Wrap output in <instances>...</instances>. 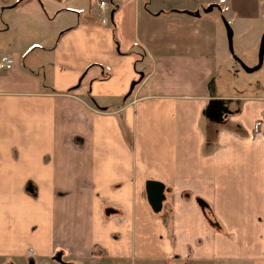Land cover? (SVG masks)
I'll list each match as a JSON object with an SVG mask.
<instances>
[{
  "label": "crops",
  "instance_id": "obj_1",
  "mask_svg": "<svg viewBox=\"0 0 264 264\" xmlns=\"http://www.w3.org/2000/svg\"><path fill=\"white\" fill-rule=\"evenodd\" d=\"M111 3L112 27L92 0H0V48H9L0 56L14 60L0 71L1 262L264 264V137L253 136L258 123L264 130V97L238 108L208 91L228 44L193 20L213 5L233 33L262 26L264 0ZM14 7L23 13L4 21ZM31 48L42 52L30 58ZM137 55L149 71L130 96L96 105L137 80ZM149 180L165 186L159 213Z\"/></svg>",
  "mask_w": 264,
  "mask_h": 264
},
{
  "label": "rangeland",
  "instance_id": "obj_2",
  "mask_svg": "<svg viewBox=\"0 0 264 264\" xmlns=\"http://www.w3.org/2000/svg\"><path fill=\"white\" fill-rule=\"evenodd\" d=\"M95 4L96 0H92ZM209 6V5H208ZM208 6L205 8L207 9ZM110 7L112 8V3H110ZM17 7L11 8L7 10L4 15V21L8 20L9 16L12 18H17L16 14L21 15L23 13L21 8L16 9ZM170 8H168L169 10ZM203 9L199 15L200 19H193L196 20L197 24H202L204 27V30H206L209 33H212L213 28L217 26V30L221 32V35H223L224 40H227L226 37V29L224 26V21L227 22V20L222 16L220 12V8L216 7L213 8L210 12H204ZM14 22L18 25L19 29H24V22L21 20L14 19ZM100 22V21H99ZM55 23V21L53 22ZM228 23V22H227ZM229 24V23H228ZM108 26L112 27V23L109 21ZM170 26L167 24H160L155 23L153 25V29L161 30L162 27ZM178 23L172 24V29L170 34L173 35L174 39H183V30L179 28ZM230 26V24H229ZM197 26L191 25L187 27L188 32L193 33L194 28ZM3 28V27H2ZM186 30V31H187ZM199 30V29H198ZM264 31V24L262 26H259L256 22H243L241 25V28L239 31H235L232 35V46H233V54H231L228 50V48L219 49L221 51L219 54H221L219 57V67L217 68L215 72V77L212 79L207 86L208 91H216V93L223 95L225 97H234L236 100L233 101H227L223 100L224 103H227L228 105H231L233 107L241 108L242 104L250 102L248 99L254 98V97H264V61L262 63V66L260 69H258L255 72L247 73L241 64L234 58L236 57L243 65H245L248 68L254 67L258 63V54H259V46L261 37ZM7 36L0 34V43H3ZM9 48H0V54L1 52L8 51ZM18 51H22L24 48H16ZM149 51L154 53H175L178 55H183L187 52L195 53L192 55H196V53L199 52V49L203 52L211 53L214 48H147ZM146 48H133V55L140 54L144 55L145 57L148 56V51ZM114 52H118L117 48L113 49ZM42 50L41 48H31L30 49V55L29 57H38V54H41ZM202 53V52H200ZM136 58L139 60L137 62L136 72H137V81L139 80V73L147 72V63L142 62L140 56H136ZM147 68V69H146ZM149 71V70H148ZM110 71L106 69V76L110 75ZM81 78V76H80ZM80 78L78 79L77 86L79 84ZM134 81H130L128 85L127 92L129 90L130 85ZM123 94L119 97H113L108 99H101L94 97V100L96 101V105L100 106H107L110 107V109H114V107L121 106L123 103V100L126 97V94ZM247 99V100H245ZM13 264H43L40 262H36L33 260L28 259L27 256L24 257H15L14 259H11ZM2 258H0V264H5L4 262H1ZM9 263V262H8ZM45 264V263H44Z\"/></svg>",
  "mask_w": 264,
  "mask_h": 264
},
{
  "label": "water",
  "instance_id": "obj_3",
  "mask_svg": "<svg viewBox=\"0 0 264 264\" xmlns=\"http://www.w3.org/2000/svg\"><path fill=\"white\" fill-rule=\"evenodd\" d=\"M112 0H110L111 2ZM213 5H209L207 9L204 10V12H210L213 9ZM186 14L192 15V13L190 12H185ZM112 14L113 12H111L110 17L112 18ZM194 15L198 16V12H196ZM224 26L226 29V37H227V44H228V50L231 54H233V46H232V29L229 26V24L224 21ZM263 56H264V31L261 37V41H260V46H259V54H258V63L256 66L248 68L245 65H243L236 57H234L243 67V69L247 72V73H252L257 71L258 69H260V67L262 66L263 63ZM144 74L143 73H139V80L134 81L130 87L129 90L126 94L125 99L130 96V94L132 93L134 87L136 86V84L141 81L143 79ZM105 109V108H102ZM145 193H146V199H147V203L150 207V209L152 210L153 213H159L162 209V205L163 202L165 201L166 197H165V186L157 181H147L145 184Z\"/></svg>",
  "mask_w": 264,
  "mask_h": 264
},
{
  "label": "built area",
  "instance_id": "obj_4",
  "mask_svg": "<svg viewBox=\"0 0 264 264\" xmlns=\"http://www.w3.org/2000/svg\"><path fill=\"white\" fill-rule=\"evenodd\" d=\"M110 0H96L95 1V11H96V16L98 20L100 21L101 24H105L106 22L109 21V15H110ZM14 65V60L8 56V55H2L0 56V71L3 72H8L12 69ZM262 134L264 137V130L259 131L254 135Z\"/></svg>",
  "mask_w": 264,
  "mask_h": 264
},
{
  "label": "trees",
  "instance_id": "obj_5",
  "mask_svg": "<svg viewBox=\"0 0 264 264\" xmlns=\"http://www.w3.org/2000/svg\"><path fill=\"white\" fill-rule=\"evenodd\" d=\"M227 104V103H225ZM226 111H228V108H225ZM260 127H259V123L257 124V128L255 129V131L253 132V136L259 131Z\"/></svg>",
  "mask_w": 264,
  "mask_h": 264
},
{
  "label": "flooded vegetation",
  "instance_id": "obj_6",
  "mask_svg": "<svg viewBox=\"0 0 264 264\" xmlns=\"http://www.w3.org/2000/svg\"><path fill=\"white\" fill-rule=\"evenodd\" d=\"M6 264H13V263H10V262H9V263H6Z\"/></svg>",
  "mask_w": 264,
  "mask_h": 264
}]
</instances>
